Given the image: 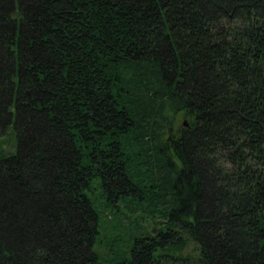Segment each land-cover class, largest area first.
Returning a JSON list of instances; mask_svg holds the SVG:
<instances>
[{
  "label": "trees",
  "instance_id": "trees-1",
  "mask_svg": "<svg viewBox=\"0 0 264 264\" xmlns=\"http://www.w3.org/2000/svg\"><path fill=\"white\" fill-rule=\"evenodd\" d=\"M190 258L264 264V0H0V264Z\"/></svg>",
  "mask_w": 264,
  "mask_h": 264
},
{
  "label": "rangeland",
  "instance_id": "rangeland-1",
  "mask_svg": "<svg viewBox=\"0 0 264 264\" xmlns=\"http://www.w3.org/2000/svg\"><path fill=\"white\" fill-rule=\"evenodd\" d=\"M193 248H194L193 243H188V245L183 249V251H184V253H187V254L193 256V255H195V252L193 251ZM188 262H189L188 264H193L191 258L188 260Z\"/></svg>",
  "mask_w": 264,
  "mask_h": 264
},
{
  "label": "water",
  "instance_id": "water-1",
  "mask_svg": "<svg viewBox=\"0 0 264 264\" xmlns=\"http://www.w3.org/2000/svg\"><path fill=\"white\" fill-rule=\"evenodd\" d=\"M184 123H186V121H184Z\"/></svg>",
  "mask_w": 264,
  "mask_h": 264
}]
</instances>
